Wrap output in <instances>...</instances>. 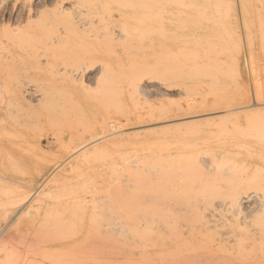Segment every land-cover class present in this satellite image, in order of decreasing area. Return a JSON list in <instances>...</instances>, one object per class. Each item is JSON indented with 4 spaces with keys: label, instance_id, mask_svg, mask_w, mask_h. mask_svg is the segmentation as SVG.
<instances>
[{
    "label": "rangeland",
    "instance_id": "rangeland-1",
    "mask_svg": "<svg viewBox=\"0 0 264 264\" xmlns=\"http://www.w3.org/2000/svg\"><path fill=\"white\" fill-rule=\"evenodd\" d=\"M174 263L264 264V0H0V264Z\"/></svg>",
    "mask_w": 264,
    "mask_h": 264
},
{
    "label": "bare ground",
    "instance_id": "bare-ground-1",
    "mask_svg": "<svg viewBox=\"0 0 264 264\" xmlns=\"http://www.w3.org/2000/svg\"><path fill=\"white\" fill-rule=\"evenodd\" d=\"M216 2V1H215ZM228 3V2H227ZM181 4V3H180ZM180 6V5H179ZM184 7H185V5H184ZM229 7V6H228ZM188 7H185V9L184 10H186ZM238 8H240V7H238ZM177 9H180L179 7L177 8ZM223 10V9H222ZM176 10H174V12H175ZM180 11V10H179ZM179 11H176V14L178 13V14H180V12ZM182 11V10H181ZM167 14H170V10H169V6L168 5H166L158 14H157V16H156V18L158 17H163V16H166ZM173 14V13H172ZM183 14V13H182ZM119 15V18H121L122 17V14L121 13H119L118 14ZM146 14L144 13L143 14V16H145ZM152 15V14H151ZM155 14H153L152 16H154ZM221 15V14H220ZM241 15V14H240ZM183 16V15H182ZM185 16V15H184ZM194 16V15H193ZM132 17V19H130L132 22H137V24H139V23H142V22H140V19H138L139 21H137V17H135V15L134 16H131ZM146 17V16H145ZM181 17V16H180ZM140 18H143L142 16H140ZM129 20V21H130ZM143 20H144V18H143ZM155 20V19H154ZM208 20V19H207ZM147 21V20H146ZM206 22V21H205ZM159 23H160V21H159ZM206 23H208V22H206ZM218 23V22H217ZM143 24H144V22H143ZM226 25V24H225ZM242 26V25H241ZM158 27V29H164V28H161V27H159V26H157ZM197 27V26H196ZM178 28H180V24H179V26L177 27V29ZM213 28V27H212ZM216 31V30H215ZM156 32V31H155ZM163 32V31H162ZM163 34V36H164V34H165V32L164 33H162ZM160 35V34H159ZM222 36V35H221ZM225 36H226V34H225ZM228 36V35H227ZM171 37V36H170ZM159 38H160V36H159ZM227 39H228V37H226ZM232 38V37H231ZM178 39H182V37L181 36H179V38ZM249 39V38H248ZM225 40V39H224ZM232 40V39H231ZM229 41H230V38H229ZM233 41V40H232ZM228 42V41H227ZM231 42V41H230ZM221 43V42H220ZM229 43V42H228ZM230 44H232V43H230ZM263 48V47H262ZM216 49V48H215ZM251 50V49H250ZM219 52V51H218ZM251 52V51H250ZM249 52V53H250ZM221 53V52H220ZM251 54V53H250ZM220 56H222V55H220ZM227 60V59H226ZM218 61V60H217ZM222 63H224L223 61H222ZM235 64V63H234ZM227 66V65H226ZM219 72V71H218ZM234 73V72H233ZM234 75H235V73H234ZM239 75V74H238ZM222 77V76H221ZM255 85V84H254ZM182 121V120H181ZM173 122V121H172ZM175 122H178V121H174L173 123H175ZM183 122V121H182ZM156 124V123H155ZM162 124H164V123H161V125ZM132 126V125H131ZM138 129H143L144 128V126H138L137 127ZM133 131V130H132ZM108 132V131H107ZM117 132V131H116ZM114 133V132H113ZM119 133V132H118ZM109 135V134H108ZM110 136V135H109ZM100 137H102V136H100ZM104 138V137H103ZM95 141V140H94ZM156 147V146H155ZM84 149V148H83ZM152 149V148H151ZM88 150V149H87ZM87 150H84V152H82L81 154H80V156L81 155H83L84 153H85V151H87ZM72 151H74V150H72ZM153 151V150H152ZM151 151V152H152ZM159 151V150H158ZM150 152V150L148 151V153ZM150 152V153H151ZM157 153V151H153V153ZM165 152V151H164ZM163 152V153H164ZM135 153V152H134ZM151 154V155H156V154ZM159 153H160V151H159ZM136 154H137V152H136ZM145 154V153H144ZM79 155V154H78ZM135 155V154H134ZM138 155V154H137ZM147 155V154H146ZM145 155V156H146ZM150 155V156H151ZM148 156V155H147ZM78 157V156H77ZM76 158V157H75ZM134 158V157H133ZM136 158V157H135ZM134 158V159H135ZM139 158V157H138ZM136 158V160H139V159H141V158ZM142 158H144V157H142ZM72 159V158H71ZM134 159H132V161H135ZM70 160V159H69ZM68 160V161H69ZM145 160H146V158H145ZM72 162L73 161H70V162H68V163H66V164H64V163H62V166H61V168L59 169V171H58V173L57 174H55L54 176H52L51 178H50V180L48 181V182H51V181H53L56 177H58L61 173H65L66 171H68V170H72V168H71V164H72ZM136 162V161H135ZM135 166V165H134ZM134 168H136V167H134ZM146 168H147V166H146ZM137 169V168H136ZM150 169V168H149ZM148 168H147V170H149ZM89 170V169H88ZM117 170V169H116ZM116 170H114L113 172H116ZM122 170V169H121ZM87 171V170H86ZM85 171V172H86ZM120 171V170H119ZM89 172V171H88ZM85 175H87V172H86V174L84 173V176ZM87 177V176H86ZM84 178V177H83ZM82 178V179H83ZM87 179V178H86ZM133 188V187H132ZM40 188H35V192H34V195H37V194H39L38 193V190H39ZM138 192V191H137ZM37 193V194H36ZM77 193V192H76ZM74 194V193H73ZM79 194V193H78ZM76 195V194H75ZM38 196V195H37ZM142 197V196H141ZM136 199V198H135ZM137 200H138V198H137ZM147 200V199H146ZM135 201V203H138V202H136V200H134ZM133 208V207H132ZM148 208V207H147ZM147 208H145V209H147ZM136 210V209H135ZM148 212V211H147ZM19 213V212H18ZM148 218V217H147ZM134 221V220H133ZM144 224V223H143ZM115 228V227H114ZM130 228V227H129ZM123 229V228H122ZM135 229V228H134ZM116 231H118V230H116ZM129 231V230H128ZM144 231V230H143ZM148 231V230H147ZM125 235V234H124ZM125 239V238H124ZM139 240H141V239H139ZM145 259V258H144ZM146 262V261H145ZM177 262V261H176ZM181 262V261H180ZM175 264V263H174ZM179 264V263H178ZM183 264V263H182ZM187 264V263H186Z\"/></svg>",
    "mask_w": 264,
    "mask_h": 264
}]
</instances>
